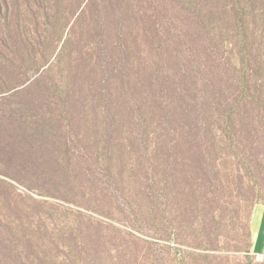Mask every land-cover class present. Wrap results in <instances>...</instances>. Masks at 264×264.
Segmentation results:
<instances>
[{
	"label": "rangeland",
	"instance_id": "374dc122",
	"mask_svg": "<svg viewBox=\"0 0 264 264\" xmlns=\"http://www.w3.org/2000/svg\"><path fill=\"white\" fill-rule=\"evenodd\" d=\"M141 1L155 98L169 102L174 83L192 103L204 11L222 0ZM57 52L43 67L0 63V264L259 263L246 231L264 204V150L248 166L219 144L206 164L212 186H196L197 142L170 139L178 119L170 129L145 112L133 123L127 83L67 98L64 63L50 68ZM48 66L64 111L39 77Z\"/></svg>",
	"mask_w": 264,
	"mask_h": 264
},
{
	"label": "trees",
	"instance_id": "16d2710c",
	"mask_svg": "<svg viewBox=\"0 0 264 264\" xmlns=\"http://www.w3.org/2000/svg\"><path fill=\"white\" fill-rule=\"evenodd\" d=\"M221 2L204 11L192 103H182L174 83L169 102L155 98L157 76L149 79L141 61L140 45L146 42L141 0H0V63L20 68L41 61L43 67L58 49L50 68L64 63L65 74L59 75L69 80L67 98L113 94L129 84V119L141 125L149 112L170 129L178 119L170 139L197 142L195 185L211 187L206 164L216 158L219 144L248 166L258 158L256 151L264 150V0ZM50 68L39 77L50 79L57 109L64 111L68 99L60 95ZM192 108L198 112H188ZM247 230L250 250L249 221Z\"/></svg>",
	"mask_w": 264,
	"mask_h": 264
},
{
	"label": "crops",
	"instance_id": "0c3cea01",
	"mask_svg": "<svg viewBox=\"0 0 264 264\" xmlns=\"http://www.w3.org/2000/svg\"><path fill=\"white\" fill-rule=\"evenodd\" d=\"M251 252L259 263H264V204L256 203L249 220Z\"/></svg>",
	"mask_w": 264,
	"mask_h": 264
}]
</instances>
